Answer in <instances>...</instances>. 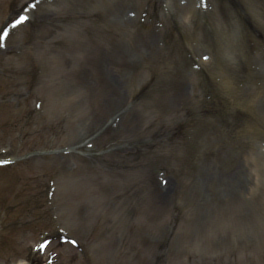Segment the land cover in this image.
<instances>
[{"label":"rangeland","instance_id":"obj_1","mask_svg":"<svg viewBox=\"0 0 264 264\" xmlns=\"http://www.w3.org/2000/svg\"><path fill=\"white\" fill-rule=\"evenodd\" d=\"M29 1L0 0V27ZM151 1L165 23L176 26L175 32H167L169 38L175 39L181 29L189 30L194 34L182 37L195 43H185V50L162 36L149 40L134 34L128 28L130 17L137 19L140 13L120 17L118 0H46L29 12L28 25L12 30L6 47L0 49V102L6 104L0 107V116L10 112L17 126L8 129L0 123V148L8 149L21 132L27 141L23 152L34 142L44 144L41 149L76 148L69 154L18 162L14 170L0 169V177H6L9 185L24 179L18 205L5 213L10 226L0 239V264H18L31 253L36 264H44L49 251L36 252L33 247L48 234L55 240L52 248L60 255L59 264L82 258L88 264L86 248L58 242L53 231L60 237L64 230L83 245L99 244L92 230L99 223L98 231L113 244L114 253L97 264H118L120 259L121 264H146L144 259L147 264H264V147L253 144L251 128L234 137L213 132V125L207 133L197 132L206 112L197 95H189L192 80H199L196 67L207 70L218 89L234 92L233 97L240 93L237 84L244 83L237 78L241 71L239 75L245 74L246 83L255 87L254 99L261 101L255 105L240 99L239 104L248 112L250 124L252 115L253 122L257 123L256 116L264 123V0H234L230 17L200 14L199 0ZM216 1L220 5L224 0ZM180 6L186 13L179 14ZM101 11L109 12L110 20L104 22ZM247 17L252 19L248 26L234 25ZM33 20L39 38L31 40ZM224 28L229 29L220 33ZM249 38L255 43L252 51L246 47ZM224 44H232L233 60L220 65L216 61L221 53L214 50ZM118 50L121 63L124 60L122 75L114 74L115 85L107 95L102 78L108 76L110 59L118 65L114 59ZM170 51L174 61L184 56L197 65L189 70L181 66L177 73L170 64L150 89L140 88L150 78L148 63L166 61ZM205 55H212L213 63ZM249 57H257L261 72L249 66L245 72L243 63ZM182 81L189 83L185 86L189 93L182 90ZM154 93L164 96L163 106L144 103L148 98L159 102ZM131 98L135 106L130 112ZM247 103L253 104L251 108ZM116 106L126 111L108 127ZM159 121L169 123L168 127L162 124L165 128L158 136H149L146 127ZM158 162L161 167L155 170ZM36 173L41 174L39 179ZM34 182L38 186L33 188ZM86 184L91 190L82 188ZM138 189H144L140 197L149 203L147 217L157 222L179 211L186 223L171 225L172 218L166 215L162 235L153 229L137 234L141 239L135 252L125 218L138 209L133 203ZM103 199L110 204L98 205L96 201ZM120 200L127 207L117 215ZM181 214L177 213V222ZM116 215L113 222H121L120 229L110 230L107 225ZM40 219L37 227L31 225Z\"/></svg>","mask_w":264,"mask_h":264},{"label":"snow or ice","instance_id":"obj_2","mask_svg":"<svg viewBox=\"0 0 264 264\" xmlns=\"http://www.w3.org/2000/svg\"><path fill=\"white\" fill-rule=\"evenodd\" d=\"M24 19H26V17H21V20H24Z\"/></svg>","mask_w":264,"mask_h":264}]
</instances>
